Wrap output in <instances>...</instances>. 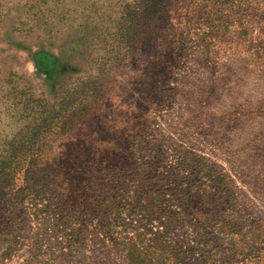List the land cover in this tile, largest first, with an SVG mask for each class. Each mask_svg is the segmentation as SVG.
I'll use <instances>...</instances> for the list:
<instances>
[{
  "label": "rangeland",
  "instance_id": "obj_1",
  "mask_svg": "<svg viewBox=\"0 0 264 264\" xmlns=\"http://www.w3.org/2000/svg\"><path fill=\"white\" fill-rule=\"evenodd\" d=\"M139 1L0 0V167L39 149L132 145L128 193L147 176L143 203L164 191L191 215L157 240V220L103 227L99 203L126 192L72 187L67 206L34 192L0 264H131L132 252L148 264H264V0L188 15L177 59L147 69L133 55ZM178 185L196 194L189 205Z\"/></svg>",
  "mask_w": 264,
  "mask_h": 264
},
{
  "label": "trees",
  "instance_id": "obj_2",
  "mask_svg": "<svg viewBox=\"0 0 264 264\" xmlns=\"http://www.w3.org/2000/svg\"><path fill=\"white\" fill-rule=\"evenodd\" d=\"M229 0H140L135 27L136 59L143 68H157L161 64L170 65L180 53V46L186 27L189 24L183 18L194 13H203L208 16L220 11V6ZM182 16V17H181ZM191 20V19H189ZM182 43V44H181ZM144 54H149L145 62ZM134 149L132 145L109 146L93 148L76 147L66 148L63 155L53 156L39 149L32 152V157L8 161L0 167V250L3 253L12 250L13 239L22 229L28 219V209L25 208L27 198L38 192L58 193V202L67 206L70 201V191L86 190V193L96 194L103 191L106 195L116 196L120 192L128 194L125 200L111 199L100 202L103 206V227L116 225L125 217L140 221V225L157 220L162 229L155 232L158 239L166 235V229L174 225L183 216L191 215L185 206L179 205L174 209L164 204V191H153L146 194L143 203L141 195L151 181L147 176L131 178L132 186L136 188L131 195V187L125 180L126 171L132 170L134 165ZM43 153H46L44 155ZM40 156L34 158V156ZM158 183H165L166 177L158 178ZM178 194H185L184 205L196 196L193 192H185L181 185L176 186ZM34 192L36 194H34ZM137 194H140L138 196ZM182 200V199H181ZM183 203H180L183 205ZM115 208V209H114ZM19 231V232H18ZM14 235V236H13ZM11 236H13L11 238ZM131 264H148L145 257L133 253L129 258Z\"/></svg>",
  "mask_w": 264,
  "mask_h": 264
}]
</instances>
